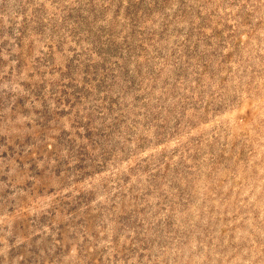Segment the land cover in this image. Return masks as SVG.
Listing matches in <instances>:
<instances>
[{
	"label": "rangeland",
	"instance_id": "obj_1",
	"mask_svg": "<svg viewBox=\"0 0 264 264\" xmlns=\"http://www.w3.org/2000/svg\"><path fill=\"white\" fill-rule=\"evenodd\" d=\"M0 264H264V0H0Z\"/></svg>",
	"mask_w": 264,
	"mask_h": 264
}]
</instances>
